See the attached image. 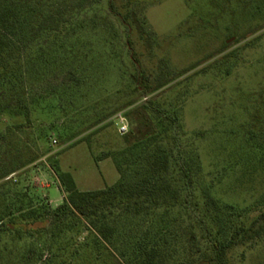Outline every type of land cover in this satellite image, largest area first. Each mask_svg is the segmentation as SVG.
<instances>
[{"label":"rangeland","instance_id":"1","mask_svg":"<svg viewBox=\"0 0 264 264\" xmlns=\"http://www.w3.org/2000/svg\"><path fill=\"white\" fill-rule=\"evenodd\" d=\"M113 2L127 27L108 13L107 0L58 2L56 15H78L73 33L82 49H75V60L57 55L47 71L32 76L26 98L37 100L36 112L17 135L0 140V174L35 161L8 178H16L17 187L0 192H17L25 207L30 201L54 210L66 197L57 172L70 173L80 191L114 185L119 174L110 158H102L125 148L117 115L130 129L135 109L153 100L177 114L181 149L199 162L200 201L233 206L249 220L264 216V161L251 154L264 146V0ZM128 27L142 77L128 59ZM3 119L4 132L13 121ZM93 238L86 231L67 233L59 247L67 248L66 258L69 247L77 254L62 264H114L104 245L94 261ZM1 240L0 264H48L54 255L47 236L7 234ZM234 261L264 264V240L237 250Z\"/></svg>","mask_w":264,"mask_h":264},{"label":"trees","instance_id":"2","mask_svg":"<svg viewBox=\"0 0 264 264\" xmlns=\"http://www.w3.org/2000/svg\"><path fill=\"white\" fill-rule=\"evenodd\" d=\"M59 1L63 0H0V118L13 121L0 131L2 141L31 123L37 108L35 98H26L32 76L47 71L57 55L67 53L75 60V49H82L77 46L81 39L73 33L78 15H56L53 11ZM107 11L127 27L128 18L115 10L113 0H107ZM129 30L128 59L142 77ZM149 110L156 123L149 119ZM178 129L174 110L145 100L135 109L129 132L122 136L125 148L102 158H110L115 165L119 180L114 185L80 191L70 173L57 172L66 197L54 210L42 203L33 206L30 201L25 207L17 192H0V243L7 234L50 237L48 250L54 255L48 264H62L72 260L77 249L69 247L72 250L66 258L67 248L59 245L67 233L77 230V234L93 235L95 262L104 245L114 264H238L234 261L237 250L264 240V216L249 220L233 206H219L209 198L200 201L196 193L199 162L182 151ZM75 137L68 136L63 142ZM251 154L264 161V146L253 148ZM34 161L31 158L0 174V188L17 187L16 178H8ZM243 257L240 254L238 261Z\"/></svg>","mask_w":264,"mask_h":264},{"label":"built area","instance_id":"3","mask_svg":"<svg viewBox=\"0 0 264 264\" xmlns=\"http://www.w3.org/2000/svg\"><path fill=\"white\" fill-rule=\"evenodd\" d=\"M117 126H118V132L121 136L127 134L129 132V124L126 120V118L122 115L119 114L117 115ZM53 143L55 144L56 141L54 140Z\"/></svg>","mask_w":264,"mask_h":264}]
</instances>
